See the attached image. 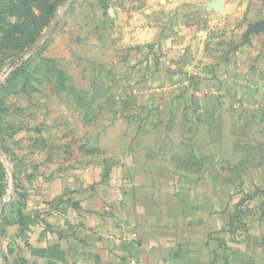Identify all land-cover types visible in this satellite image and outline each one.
<instances>
[{"label": "crops", "instance_id": "0c3cea01", "mask_svg": "<svg viewBox=\"0 0 264 264\" xmlns=\"http://www.w3.org/2000/svg\"><path fill=\"white\" fill-rule=\"evenodd\" d=\"M205 1L163 0L120 34L121 51L143 48L130 72L139 85L105 87L111 102L36 171L23 214L38 220L15 247L25 264H264V198L251 200L246 230L236 219L264 189V31L249 33L264 8ZM221 140L229 159L239 150L228 175L240 177L184 163L177 148Z\"/></svg>", "mask_w": 264, "mask_h": 264}, {"label": "rangeland", "instance_id": "374dc122", "mask_svg": "<svg viewBox=\"0 0 264 264\" xmlns=\"http://www.w3.org/2000/svg\"><path fill=\"white\" fill-rule=\"evenodd\" d=\"M162 1L0 0V264H25L15 247L38 220L23 214L38 168L53 151L63 153L66 134L82 129L80 119L95 115L99 100L111 102L105 87L126 89L140 82L130 72L144 56L143 48L121 51L118 41L120 34L143 28L148 8ZM235 1L264 8V0ZM219 4L208 0L203 7ZM28 49L25 58L13 62ZM227 131L220 127V138ZM229 146L221 140L211 149L200 143L177 148L185 153L184 163L217 165L227 171L217 176L228 179L240 177L228 175V161L240 155L234 150L238 156L229 159Z\"/></svg>", "mask_w": 264, "mask_h": 264}, {"label": "trees", "instance_id": "16d2710c", "mask_svg": "<svg viewBox=\"0 0 264 264\" xmlns=\"http://www.w3.org/2000/svg\"><path fill=\"white\" fill-rule=\"evenodd\" d=\"M256 196H260L264 198V189L257 190L253 195L244 196L242 198L240 205H239V214L236 216V219L239 220V225H240L238 226L239 228H242V229L245 228L244 224L241 223L240 217L242 216V214L245 213V209L247 208L248 204H250L251 200H253V198H255ZM249 213H251V211ZM249 213H247V215Z\"/></svg>", "mask_w": 264, "mask_h": 264}, {"label": "built area", "instance_id": "2783aa9c", "mask_svg": "<svg viewBox=\"0 0 264 264\" xmlns=\"http://www.w3.org/2000/svg\"><path fill=\"white\" fill-rule=\"evenodd\" d=\"M248 211L249 212L251 211L250 204H248L247 208L245 209V213L242 214V216L240 217L241 223L244 224V226H245L244 229L238 227V230H240V231H242V230L244 231L247 229V225H248L247 213H249ZM121 264H147V263L142 262V261H137V260H131V261L121 263Z\"/></svg>", "mask_w": 264, "mask_h": 264}, {"label": "water", "instance_id": "95a60500", "mask_svg": "<svg viewBox=\"0 0 264 264\" xmlns=\"http://www.w3.org/2000/svg\"><path fill=\"white\" fill-rule=\"evenodd\" d=\"M67 5V4H66ZM258 30H262L264 31V21L262 22H258L256 23L254 26H252L249 30V33H252V32H257ZM32 51V49H28L26 51H24L19 57H17L16 59L13 60V62L15 61H19L21 60L22 58H25L30 52Z\"/></svg>", "mask_w": 264, "mask_h": 264}]
</instances>
